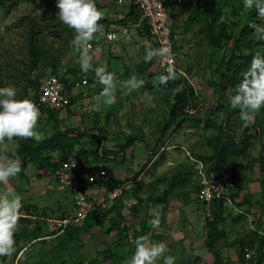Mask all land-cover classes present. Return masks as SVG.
Instances as JSON below:
<instances>
[{"label": "rangeland", "instance_id": "rangeland-1", "mask_svg": "<svg viewBox=\"0 0 264 264\" xmlns=\"http://www.w3.org/2000/svg\"><path fill=\"white\" fill-rule=\"evenodd\" d=\"M37 1L38 0H21L11 12H0V51L3 47L14 45L16 43L17 39L14 36L13 29L14 24L18 19L26 15L30 17H38L40 15L42 8L37 7ZM95 1H97L99 5L104 3V0ZM200 1L201 0H186L181 7L176 9L178 12V15L175 16L176 18L173 16L174 18L172 17L168 19V22L169 28L172 31V39L175 45V56L179 68L187 74V77H189V81L196 91L198 101H201L204 105L214 107L217 106V99L220 97L219 94L227 98L229 93L228 91L221 89L218 91L219 94L213 93V88L209 85V82L213 78L212 71L221 56L225 53H229L230 49L224 51L222 49L216 50L208 47L206 42L199 35L202 23H189L188 20L192 14L196 10H202L201 8L204 7V5L200 8L198 7ZM202 1L205 2L206 5H210L214 0ZM235 3L236 0H230L231 7L233 5L235 6ZM103 8L100 10L105 13L106 10ZM231 10V8L226 10L222 19L229 16ZM246 11H248V9ZM117 12L122 13L123 10L119 8L117 9ZM112 15H114V13L111 14V16ZM230 19L233 20L234 17H231ZM120 20L121 19H119V21ZM102 24L105 27V33L112 29L109 25H107V23ZM257 24L264 25V20L260 19ZM126 26L127 24L121 25L116 27V29H124ZM236 29L235 25L232 24V31H235ZM254 39H264V37H259L255 34ZM98 41L99 40H94L92 42V46L95 45L97 47L99 44ZM135 41L137 42L140 40L135 39ZM103 46L106 49H109L108 45ZM131 46L132 44L128 45V47ZM92 50L94 51V47ZM128 50H124V54L120 53L115 56L116 60H125V63L128 61V65H126V67L123 65L121 73H116L117 79L119 81H125L135 74L138 78L144 79L145 84L139 90L127 95L125 94L126 90L123 87H118L116 91V102L111 106L104 105L97 100V96L102 90V85L98 82L96 76L94 75V69L99 66H93V70L83 72L80 65L77 63V56L75 54H72L70 57L66 56L62 58L58 67L60 73L65 75V79H67V81L87 78L91 87L96 88L91 91H83L77 96V98H74L75 102H72L73 106L76 102H79L82 107H75L67 110L66 113L69 118L75 117L72 119L71 123L66 124L65 120H62L61 122L58 120L56 123V120L50 117L47 120L45 119L44 122H41L40 118L38 121V131L43 130L52 134L51 128L55 124L60 125V127L63 126L62 128H75L73 130H77L78 132L88 135L94 133L93 129H99L96 135H99L102 152L106 153L102 159L96 161L93 156L89 155L91 145L90 142H88L87 137H83L79 140V142H77L72 150L71 156H74L83 166H90L93 168L105 167L108 169L110 176L113 175L114 167H112V163L108 161L109 157L115 156V158H117L119 153H121L120 147L125 145L130 137H139V139H135L136 141L134 140L130 142L124 149V152L127 150V161L131 160V162H127V164L125 163V166L123 165L122 169L124 172L129 170L126 172V175L128 176L123 177L122 179L133 180L136 177L134 175L140 173L136 178L138 180L140 179L139 181L144 183L143 186L140 187V190L139 188L136 189L138 185L131 188L130 198L133 199L134 202H136V199H142L143 201L137 209V213L131 217V213L128 210L119 211V214L117 211H113L107 216L109 218H104L100 226L89 231L88 236L84 237V240L86 241L84 244H77L75 241L73 243H68L67 246H63L64 249H62L63 238L50 241L45 247H42L37 243L27 245L24 243V240H20L18 246L19 249L22 250L19 251L13 263L12 260L10 262L11 255H9L6 262L7 264H28L29 262H36L40 259L47 260L51 257L50 252L56 249L60 252V257L55 260L56 262H60L64 259V263L67 264H111L110 261L104 259L103 256L99 254V252L109 246L112 248V252L122 256V264H126V261L131 258V255H133H128L126 251L132 253L135 249L134 243L132 242L134 237L131 236L133 234L130 233L131 239L128 237L125 238L126 242L130 241L132 242L131 244L120 246L117 241L118 238L116 237V232H106V230L110 227V219H113V217L117 219L119 215L120 217L122 216L121 221L126 225L127 229H129V232H133L135 231V226L140 227V221H145V216H147L148 212H150L148 211L150 208L149 204L152 206L154 205L153 207L156 209L158 206L159 216H161L160 209L164 210L162 213L163 215L166 214L168 207L174 205L170 202L179 194H181L180 197L182 196L179 200L184 205L181 211L179 210L178 217L188 220V210L195 207L196 216L199 222L201 221L202 223L201 218L202 216L203 218L205 217L202 212L203 209L201 208V212L203 213L201 214L200 207H198L199 204L197 205L192 196L188 193V186H192L193 191L195 190L193 183L195 182V177H197V167L199 163L203 164L196 155L208 156L211 154L212 149L208 142L216 134V130L214 128L204 129L203 124L201 123L204 116V113L202 112L199 116V129L191 128L188 124H185L181 129L170 134L174 129V126H172L168 131V134L170 135L165 137L164 142L159 146V149L157 148L158 150L153 153V149L156 146L154 137H158L160 126H163L164 122L168 119V107L172 102V94L170 90L158 84L157 78L161 74L158 73L155 68V59L152 66H150L147 70V73H150L149 75L146 72L144 73L140 71L142 65L146 64L142 62V65H139L141 64L140 59L142 58V54L137 53L138 51L136 52V50ZM111 54L112 53H110V55ZM110 55L108 53L107 56V53L105 52L106 58L110 59ZM98 64L102 66L100 61ZM107 70L114 72L110 68ZM9 78L10 77H6V82L4 81V83H6L7 87L14 86L19 93L25 85V82H22L20 79L14 77L13 74L12 78ZM179 80L181 81L182 86L188 85V81L183 79ZM149 84H155L156 86L149 88L147 87ZM180 85L179 89L181 88ZM30 95H32V93H30ZM225 98L223 100H225ZM93 104L95 107L92 106ZM221 117L222 116L219 115V119H221ZM240 123H242V125H240ZM246 124L247 123L241 121L240 116L235 115L231 119V127L234 130L236 137L240 136L241 130ZM18 141L19 140L16 138L12 141L6 140L5 143L0 144V154L14 157V154L19 146ZM150 142L152 144L154 142V144L150 145ZM144 143L152 146L149 148V151H145L146 147ZM162 145L164 146L162 147ZM252 149L253 150H251L250 155L252 157H255V155L257 156L258 152L261 150L260 142H254V147ZM55 152L56 151L49 153L46 152V154H49L54 160L57 159V154ZM148 152H150V154H148ZM148 157H150V159ZM133 159L135 162H138L136 165H133ZM247 159L248 158L238 159L237 162L245 164L248 163ZM129 167H131V169H128ZM257 167L258 166L255 165V168ZM179 171H183V174H188L190 181L188 182L187 179V181L183 183L184 185H177L178 187L171 190L170 183L172 182V176L176 175ZM23 172L24 169L21 171L19 176L11 180L8 185H0V190H11L13 194H19L22 196V211L24 212L25 217L31 218V216H26L27 209L28 212L33 215H37L38 213H42L44 211L46 215H51L52 217H60L65 213L73 211V195L68 191H57L53 188L55 186L53 178L49 176L38 178L36 176L38 171L32 163H29L26 166L24 172L26 178L22 177ZM248 172H246V174H248ZM257 172L258 170L251 172L247 177L253 178V173L255 174ZM167 191L169 192L167 197L169 201H158L159 203L163 202L162 204L165 206H159V203L157 202L148 201L150 195L160 194V196L163 197ZM238 193L239 191H237V194L235 196L233 195V197L237 198ZM258 197H256L258 199L256 205L259 203L262 205L261 215L264 218V202L260 195ZM235 198H233V200ZM121 199L123 200L124 197ZM239 201L241 202L242 200ZM241 203H243V201ZM243 205L245 206L246 204ZM124 208H126V206ZM246 208L249 212V207L246 206ZM224 214L225 217H227V220L223 223L226 230L229 231L228 237L231 239L236 233H238V231H240V228L243 225L242 223H244L245 220L241 215L237 217L238 214L227 205H224ZM140 216L143 217L139 218ZM159 218L163 219V217ZM151 219L152 218H150V221ZM255 219H257L256 216ZM27 225L28 223L26 221L20 220V228L15 236L21 234L22 231L26 229L25 227ZM29 227H31V225H29ZM146 227L148 234H152L153 236L158 235L151 224L147 223ZM140 233L142 236L146 235L145 232L141 231ZM206 242L201 241L202 246H199L197 249L189 248L187 250L183 248L181 244L175 246L177 247L176 249L170 247L168 248L166 255L174 257L175 264H212L213 256L210 249H208L204 244ZM220 246L221 247L216 248V250L214 249V251L219 253L224 260H230V264H247L242 263L237 259V250H235L234 253L229 251L232 249L230 248V245L224 244L223 247V244H221ZM223 248H225V250ZM232 259H234V261ZM158 264H163V261H159Z\"/></svg>", "mask_w": 264, "mask_h": 264}, {"label": "trees", "instance_id": "trees-1", "mask_svg": "<svg viewBox=\"0 0 264 264\" xmlns=\"http://www.w3.org/2000/svg\"><path fill=\"white\" fill-rule=\"evenodd\" d=\"M21 0H0V12L9 13ZM58 0H38L37 7L42 8V12L38 17H30L28 15L21 17L14 24V36L17 39L14 45H8L3 47L0 51V87H7L4 83L6 77H14L25 82L22 90L17 95V99H30L37 105V94L42 81L50 76L59 77L65 88L69 90L74 84H68L65 79V75L60 73L58 65L64 57H70L73 53L72 40L74 38V32L63 25L56 13V3ZM96 2V6L99 9L100 5ZM206 5V4H204ZM209 7L201 8L202 10H196L190 19L191 24L201 22V28L199 35L206 42L207 46L214 49L228 50L229 53H225L216 63L213 69V78L209 82V85L213 88V93H218L219 89L228 91L230 94L232 89L240 82L243 73L249 67L253 56L258 53L264 56V39L255 40V31L249 27L252 23H258L260 18L257 16L255 9L246 11L243 0H236L235 6H230V0H214ZM231 8L229 16L222 19L225 11ZM234 17L233 20L230 18ZM125 18L135 22L139 18V13L135 4L131 3L128 6V12ZM125 21V19H123ZM101 23H107L105 20ZM190 24V26H191ZM232 24L237 28L232 31ZM172 35V31H171ZM232 43V44H231ZM10 46V47H9ZM231 46V47H230ZM224 53V52H223ZM154 59L151 62L142 65L141 72L147 71L153 64ZM95 75V74H94ZM150 75V73H149ZM64 76V77H63ZM8 79V80H9ZM6 82V81H5ZM89 80L87 79V83ZM181 84V85H180ZM179 85L181 88L179 89ZM17 86V85H16ZM155 84H149L147 87L152 88ZM171 91L172 102L169 104V116L164 122L163 126H160L159 135L156 141V146L153 149V153L159 149V146L164 142L165 137L181 129L185 124H188L191 128L199 129L200 118L199 116L204 113L202 124L204 129L214 128L216 134L209 140L212 151L208 156L196 155L197 158L203 163L205 173L208 176H228L234 183L233 195L237 194V191L241 190L243 177L246 172L251 171L255 165L258 166L260 174L262 176L261 186L264 193V108L255 116V119L247 123L241 130L239 137H236L234 130L231 127V119L236 115L239 116V109H233L229 103V94L227 98L219 94L217 99V106L204 105L201 101H198L196 91L193 86L188 84L182 86L181 81L178 79L169 81L166 85H161ZM32 93V95H30ZM225 98V100H223ZM71 97L69 105H71ZM202 104V105H201ZM42 108L43 107H39ZM47 109V108H44ZM48 110V109H47ZM187 111H192L191 114ZM221 115V119H219ZM219 120V121H218ZM242 125V123H240ZM174 126L173 131L168 134L169 129ZM93 131H99V129H93ZM83 137H87L88 142L91 145V151L89 155L99 161L106 153L101 150V141L99 136L92 134H85L81 132H74L72 130L57 131L53 136L45 140L36 141L34 139H20L19 146L14 154V157L18 156L22 161V170L27 164H34L38 171V176H53L55 170L59 166V163L65 161L71 157L74 146ZM16 139V138H15ZM137 138L130 137L128 142L120 147V152L129 145L130 142ZM254 142H260L261 150L258 155L252 157L250 155ZM158 148V149H157ZM58 151L57 159L50 157L46 152ZM248 156V157H247ZM150 159V157H148ZM248 158V163H238V159ZM89 165V164H88ZM91 171V170H89ZM106 172V171H105ZM183 171L177 172L172 176L171 190L182 185L184 182L190 181L188 174H183ZM140 174V173H139ZM138 173L134 176L138 177ZM134 178L127 191H131L133 186L138 185L136 189L143 186V182ZM126 180H116L106 172V176L99 179L97 184L100 186H106L108 189H112L116 186H120ZM138 183V184H137ZM178 185V186H177ZM184 185V184H183ZM196 199L199 186L195 188ZM168 191L163 197H154L150 195L148 201H167ZM198 201V200H197ZM248 201V200H246ZM142 199H136L128 206V211L133 217L137 213V209L141 205ZM199 202V201H198ZM125 204L122 199L114 201L109 208L103 209L99 212H93L89 214L82 224L67 228L61 235L53 238H45L50 236L48 232L46 222L42 220H35L27 217H23L21 220L26 221L28 225L21 234L15 236V252L11 254L13 261L16 259L19 249V241L24 240L25 244L32 245L37 243L42 247L48 245L50 241L63 238V246H67L68 243L84 244L85 236H88L89 231L102 224L104 218L113 212L124 210ZM201 208L204 211V207L201 204ZM160 214L164 210L160 209ZM26 216L31 217H46L44 211L37 215L30 214L28 209ZM212 217L205 218L206 223V235L203 238L204 243L208 249H210L213 262L212 264H230L228 260H224L219 253L215 252V245L217 242L225 238L224 233V203L222 201H215L211 207ZM61 215L60 217H62ZM122 216L115 219H110V227L106 232H116V237L120 246L127 245L121 242L123 233L129 230L126 225L121 221ZM26 219V220H24ZM145 222V221H144ZM140 221V230L146 232L147 227L145 223ZM31 225V227H29ZM127 229V230H126ZM138 235V233H135ZM246 239H241L238 242V260L247 264H261V260L264 257V235H260L255 231H251ZM65 244V245H64ZM245 249H254L255 254L248 260L244 258ZM109 246L103 251L99 252L104 259L110 261L111 264H122V256L111 251ZM216 250V249H215ZM135 251V250H134ZM133 251V253H134ZM51 257L47 260L40 259L36 262H29L28 264H67L62 259L60 262L55 260L60 257V252L52 250L50 252ZM6 257H0V264H7ZM55 258V259H54Z\"/></svg>", "mask_w": 264, "mask_h": 264}, {"label": "clouds", "instance_id": "clouds-1", "mask_svg": "<svg viewBox=\"0 0 264 264\" xmlns=\"http://www.w3.org/2000/svg\"><path fill=\"white\" fill-rule=\"evenodd\" d=\"M248 10L255 9L257 16L264 20V0H243ZM56 17L67 28L74 32L72 40L73 53L83 72L93 70V60L96 55L92 50V42L105 35V27L100 21L105 13L98 9L95 0H58ZM255 34L264 37V25L252 23L249 25ZM159 59L165 66V74L158 76L159 85H166L177 79L174 65V53L171 44L162 42L160 47H149L145 51L143 61L151 62ZM102 90L97 100L111 106L116 102V91L123 87L125 94L139 90L145 80L133 74L125 81H119L116 73L99 66L94 69ZM17 89L14 86L0 87V144L15 138L34 139L39 141L38 121L41 112L30 99H17ZM229 103L233 109H239L241 121L250 123L264 108V56L259 53L253 56L249 67L242 75L240 82L229 94ZM128 131V130H126ZM22 171V161L16 157L0 154V185L19 176ZM22 196L13 194L11 190H0V257H6L15 252V235L20 228V220L24 217ZM159 217L152 219L153 228L159 227ZM135 251L126 264H175V258L166 255L167 245L163 242H152L148 236H140L135 240Z\"/></svg>", "mask_w": 264, "mask_h": 264}, {"label": "crops", "instance_id": "crops-1", "mask_svg": "<svg viewBox=\"0 0 264 264\" xmlns=\"http://www.w3.org/2000/svg\"><path fill=\"white\" fill-rule=\"evenodd\" d=\"M185 1L186 0H184V2ZM183 3L180 4V5H173V6L168 8L167 17H166V22H167L168 26H169L168 19L172 18L173 16L175 17V16L178 15L177 14L178 12L176 11V9L181 7V5H183ZM103 4H101L100 7H99V9L104 7L105 10H106L103 20H105L107 22V25H109V27L112 28L110 31H116V33H118V38H117L116 41H114L112 43H108V42L105 41L104 36H103V37H101L99 39V41H98L99 44L97 45V47L95 45L92 46V49L94 47V51L96 53V55L94 57V60H93V62H94L93 66H100L98 64L99 61H100L102 66H106L107 69L110 68L115 73L120 74L121 71H122L123 65L126 67V65H128V61L125 63V60H121V59L116 60L115 56H117L116 54H120V53L124 54V50H128V49H129L128 51H130V49L132 51L136 50V52L138 51L137 53L142 54V58L140 59V63L141 64H139L141 66L142 62H144L143 61V57L145 55L146 49L149 47V45L154 47V43H153L152 39L150 38L149 35H147L146 33L142 32L141 30L135 29L133 27L134 22H132L130 19L125 18V15L128 12L129 3L126 2L124 4L119 5L114 0H104ZM204 4H206V3L201 0L200 3H199L200 6L198 5V7L200 8ZM204 7H206V5H204ZM119 8H121L123 10L122 13L117 12V9H119ZM111 12H113L114 15L111 16V14H113ZM119 19H121V20L119 21ZM123 19H125V21H123ZM126 24H127V26L124 29L123 28L116 29V27H119L121 25H126ZM135 39H139L140 41L136 42ZM148 40L151 43H149ZM130 44H132V46L128 47V45H130ZM103 45H108L109 49H106ZM105 52L107 53V56H108V53H109V55H110V53H112L110 55V59L105 57ZM126 53H128V52H126ZM174 53H175V45H174ZM125 55H127V54H125ZM145 72L147 73V71H144V73ZM147 74H149V73H147ZM83 79L87 80V78H83ZM81 80L82 79L68 81L69 82L68 84H72V83L74 84L75 82H80ZM94 88H96V87H94ZM94 88L91 87L90 83H88L86 85H80L79 87H75L73 85L72 87L69 88V90L67 88L66 89L69 91V94H70V97H71V101L73 102L75 100L74 98H77V96L81 92L87 91V90L91 91ZM72 106H73V103H71V105H69L67 108H64V109H61V110H50V109L47 110V109L39 108V111L41 112V117H40L41 119L40 120H41V122H44L45 119L47 120L50 117V118H54L56 120V123L58 122V120L60 122L62 120H65L66 124L71 123L72 119L75 118V117H70L69 118L67 113H66L67 110L70 109V108H75V107L79 108V107H82V105L80 106V103L76 102V104L73 107ZM92 106H94V104ZM62 127H60V125H56V124L53 125L52 128H51L52 129L51 130L52 134L51 133L49 134L47 131L40 130L39 131L40 134H41V139L40 140H45V138L47 139L48 137L50 138L57 131H62L63 132V131H66V130H72L75 133L78 132L77 130H73L75 128H71V127L62 128ZM91 134L95 135V136H99V135H96L97 131H95L94 133H91ZM154 138H155L154 141H155V145H156V141H157L158 137H154ZM137 139H139V137H137ZM141 142H143V141H141ZM151 144L152 143L150 142V145ZM153 144H154V142H153ZM144 145L146 147L145 151L146 150L149 151V148L152 147V146H149V144H147V143H144ZM163 146L164 145H162V147ZM126 151L125 152L123 151V152L119 153L117 158H115V156L114 157H111V156L109 157L108 161L110 163H112V167H114L113 168L114 169L113 170V175H111V176L114 179H116V180H120L121 179L123 181V180H126V179H122V178L128 176V175H126V172H128L129 170H126V172L122 171L123 165L125 163L127 164V162H129V163L131 162V160L127 161V159H126L127 158V155H126L127 152ZM55 153L58 155L59 152L56 151ZM148 154H150V152H148ZM148 154H147V156H148ZM134 162H135V160L133 161V165L134 164L136 165L138 163V162H135V163ZM78 164L80 165L81 168L87 169V170H91L92 172L93 171L96 172V171H99V170H104V171H106L108 173V169H106L105 167H101V168L94 167L93 168V167H90V166H83L79 162H78ZM25 169H26V167L24 168V172H25ZM124 169H125V167H124ZM128 169H131V167H129ZM133 169H134V166H133ZM257 170H258L257 173H255V174L253 173V178L247 177L251 172H255ZM24 172H23V176L22 177L26 176ZM36 176L38 178H40V177H48V176H38V172H37ZM51 178H53V180L55 182L54 177L51 176ZM261 179H262V176L260 174L259 168L258 167L255 168V166H254L252 171H250V172H248V174L244 175L241 190H239L237 198L232 200L233 206L231 207V206H229L227 204H224V205L229 206L232 210H234L238 214L237 217H239L240 215L243 216L245 222L242 223L243 224L242 225L243 228L241 227L240 231H238V233H236V234L234 233L235 236H233L231 239L228 237L229 236L228 235L229 231L226 230L225 225H224L223 228H224L225 238L223 240H221V241L216 243L215 249L218 248V247H221L220 246L221 244H223V247H224V244H227V245H230V248H232L229 251H232L234 253L235 250H237V253H236V255H237L238 254V242H236V241L241 240V239H246L245 237L248 236V234L251 231H255V232L259 233L260 235H262V234L264 235V218L261 215L262 205H260V203L256 205V203L258 202V199L256 197H258L259 195L261 196V198H262V200L264 202V193H263L262 186H261ZM194 180H195V182L193 183L194 187L197 188V186H198L197 177H195ZM131 181L132 180H130L129 182H131ZM188 193L192 196L194 202L197 205L199 204L198 207H200V212H201L202 211L201 204L198 203V201L196 199V190L193 191V187L192 186L190 187V185H189L188 186ZM130 195H131V191H127V193L125 194L124 199L122 200L124 202L125 206H126V208H124V211L125 210L127 211L128 206L131 203H133V199L130 198ZM180 195L181 194H179L176 198H174V200H172L170 202L171 204H174V205L169 206L168 209H167L166 214H164V215L161 214V216H159L158 206H157V209H156L155 207H153L154 205L152 206L151 204H149L150 208L148 209V211H150V212H148V215L145 216V222L143 220L141 222L142 223L144 222L145 226H146L147 223L150 224V218L154 219L157 216L158 217H163V219L159 218V221H160L159 227L158 228H154V230L157 232L158 235H154L153 236L152 234H148L147 230L145 232L143 230H140L141 227L138 228V227L135 226V231H133V232L130 231L129 232V230H128L126 232V234L123 233L122 242L124 244H126V243L127 244H131L132 242L134 243L135 240L138 237L142 236V234L140 233L142 231V232L146 233V235H143V236H148L152 242H163V243H165L167 245V248L172 247L173 249H176L177 247H175V246L180 245V244H181V246H183V248H185L187 250L189 248L197 249L199 246H202L201 241L204 242L203 238L205 237L206 232H207L206 223H205L206 222L205 221V217L203 218V216H202V218H201L202 223H201V221L199 222V220H198V218L196 216V208L195 207H193L192 209L188 210V220L187 219H181L180 217H178L179 210L181 211V209H182V207L184 205L179 200L182 197V196L180 197ZM153 196L154 197H157V196L160 197V194L153 195ZM167 197H168V195H167ZM239 200H242L243 203H241L242 201L240 202ZM246 200H248V201H246ZM167 201H169L168 198H167ZM155 202L159 203L158 201H155ZM126 203H127V205H126ZM162 203L163 202H160L158 205L159 206H165ZM188 203H189V199H188ZM243 204H246V205L244 206ZM72 205H73V202H72ZM246 206L249 207V209H248L249 212L246 210L247 209ZM202 212H201V214H203ZM65 214H67V213H65ZM255 216L257 217V219H255ZM142 217L143 216H140L139 218H142ZM223 217H224V221L226 222L227 217H225V214L223 215ZM251 217H252V219H251ZM107 218H109V217H107ZM197 232H198V234H197ZM130 233L133 234V235H131V236L134 237L133 241L132 242H130V241L126 242V240H125L126 237L131 239ZM135 233H138V235L135 234ZM134 248H135V243H134ZM219 249H221V248H219ZM223 249L225 250V248H223ZM126 252L128 253V255L129 254L130 255L134 254L133 251H132V253L128 252V251H126ZM237 259H238V256H237ZM232 260L234 261V259H232ZM228 261L230 263V260H228Z\"/></svg>", "mask_w": 264, "mask_h": 264}, {"label": "built area", "instance_id": "built-area-1", "mask_svg": "<svg viewBox=\"0 0 264 264\" xmlns=\"http://www.w3.org/2000/svg\"><path fill=\"white\" fill-rule=\"evenodd\" d=\"M117 4L124 3L135 4L139 13V18L134 22L133 27L150 36L154 47H160L162 42H169L174 53V42L171 35V29L167 25V10L173 5H180L184 0H114ZM118 33L108 31L104 39L108 43L116 41ZM155 68L158 73L165 74V66L159 59H155ZM174 65L177 72V78L189 81L187 74L178 66L175 53ZM87 80L82 79L75 82L74 86L86 85ZM70 94L65 88L63 81L56 76L46 77L37 94V106L50 110H61L69 106ZM191 114L192 111H187ZM106 172L99 170L96 172L83 169L78 161L71 157L59 163L54 172L55 188L57 191H68L73 195V211L64 214L62 217H31V219L42 220L46 222L50 236L53 238L61 235L67 228L82 224L85 218L93 213L109 208L110 205L125 197L127 189L132 182H125L120 186L108 189L106 186L97 184L98 180L105 177ZM197 180L199 190L197 200L204 207L205 218L212 217L211 207L215 201H222L224 204L233 206L231 193L234 189V183L226 176H208L205 173L203 164L199 163L197 167ZM25 217V216H24ZM30 217V216H28ZM255 254L254 249H245L244 258L250 259ZM264 264V257L261 260Z\"/></svg>", "mask_w": 264, "mask_h": 264}]
</instances>
